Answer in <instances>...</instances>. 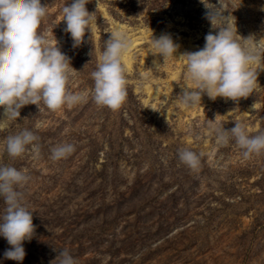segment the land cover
<instances>
[{
	"label": "rangeland",
	"instance_id": "obj_1",
	"mask_svg": "<svg viewBox=\"0 0 264 264\" xmlns=\"http://www.w3.org/2000/svg\"><path fill=\"white\" fill-rule=\"evenodd\" d=\"M41 3L47 11L40 32L80 70L70 69L66 88L86 98L55 110L41 101L39 109L26 105L19 117L0 119V165L29 177L17 188L35 226L22 264H51L60 249L77 264H264V151L245 158L234 140L220 143L216 133L234 122L250 135L264 132V0H88L91 34L78 47L61 21L70 0ZM220 4L236 21L238 42L259 40L250 66L257 80L247 98L204 95L188 106L179 98L186 83L193 87L186 58L149 54L151 39L167 33L177 55L196 51L218 30L205 5ZM114 31L129 47L122 57L126 98L116 110L91 98V73ZM153 60L159 68H151ZM25 129L37 149L10 157L6 138ZM60 143L73 151L53 160L50 150ZM183 149L196 154L195 167L180 161ZM4 207L0 198V212ZM9 247L0 237V264H18L4 259Z\"/></svg>",
	"mask_w": 264,
	"mask_h": 264
},
{
	"label": "clouds",
	"instance_id": "obj_2",
	"mask_svg": "<svg viewBox=\"0 0 264 264\" xmlns=\"http://www.w3.org/2000/svg\"><path fill=\"white\" fill-rule=\"evenodd\" d=\"M87 4L88 0H70L61 10L63 30L70 34L73 47L83 42L86 31L89 37L91 34L93 12L88 11ZM205 6V18L218 30L205 35L203 47L177 55L179 45L170 34L153 35L151 39L149 54L161 57L162 61L172 55L186 58V80L193 87L186 83L181 87L179 98L188 106H194L204 95L212 100L218 97L233 101L247 98L257 80V74L250 66L259 59L256 51L259 40L254 35H239L243 43L238 42L233 31L235 28L237 33L236 21L233 26L229 15H223L222 5L219 8ZM46 11L41 0H0V119L19 117L20 110L26 105H36L39 109L41 101L48 109L55 110L86 98L84 93L67 90L70 69H74L70 57L61 51L57 40L53 44L40 32ZM218 19L224 21L223 26L214 27ZM127 48V40L119 31L112 32L106 39L97 67L91 73L94 81L91 98L96 105L116 110L124 102L126 87L122 57ZM161 64L153 60L151 68H159ZM251 107L254 108V104ZM216 133L220 143L234 140L245 158L264 151V132L250 135L240 122H234L230 129L218 128ZM36 139L27 129L9 135L6 152L10 157H17L29 145L35 151L37 146L33 142ZM50 151L51 159L58 160L70 154L73 145L60 143ZM178 157L190 167L197 163L196 154L188 149L179 150ZM28 179L23 169L0 165V198L5 205L0 212V237L10 245L4 250L3 257L18 264H22L26 255L23 243L31 240L35 230L33 211L23 204L22 193L17 190ZM51 264H77V261L67 249H60Z\"/></svg>",
	"mask_w": 264,
	"mask_h": 264
},
{
	"label": "bare ground",
	"instance_id": "obj_3",
	"mask_svg": "<svg viewBox=\"0 0 264 264\" xmlns=\"http://www.w3.org/2000/svg\"><path fill=\"white\" fill-rule=\"evenodd\" d=\"M128 48H129V47H128ZM128 48H127V49H128ZM124 60H125L126 64H127L128 66H130L131 57H130L129 54H125V56H124Z\"/></svg>",
	"mask_w": 264,
	"mask_h": 264
}]
</instances>
